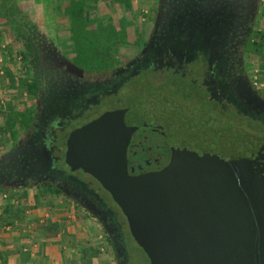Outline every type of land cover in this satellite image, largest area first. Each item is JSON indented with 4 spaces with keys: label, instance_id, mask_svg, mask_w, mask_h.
Returning <instances> with one entry per match:
<instances>
[{
    "label": "flooded vegetation",
    "instance_id": "obj_1",
    "mask_svg": "<svg viewBox=\"0 0 264 264\" xmlns=\"http://www.w3.org/2000/svg\"><path fill=\"white\" fill-rule=\"evenodd\" d=\"M158 1L147 38L102 69L79 64L62 41L56 45L23 25L21 60L37 93L28 102L29 128L0 156V194L55 193L52 197L93 219L117 264H141L136 256L142 250L111 196L94 178L65 165L73 132L103 114L134 110L153 95L251 136L264 132V107L248 96L256 90L248 61L264 0ZM139 91L144 95L137 97ZM170 159L161 130L140 128L131 135L126 150L130 177L158 173Z\"/></svg>",
    "mask_w": 264,
    "mask_h": 264
},
{
    "label": "water",
    "instance_id": "obj_2",
    "mask_svg": "<svg viewBox=\"0 0 264 264\" xmlns=\"http://www.w3.org/2000/svg\"><path fill=\"white\" fill-rule=\"evenodd\" d=\"M140 128L161 130L171 159L130 177L126 150ZM65 165L111 196L150 264H264V138L153 95L73 132Z\"/></svg>",
    "mask_w": 264,
    "mask_h": 264
},
{
    "label": "crops",
    "instance_id": "obj_3",
    "mask_svg": "<svg viewBox=\"0 0 264 264\" xmlns=\"http://www.w3.org/2000/svg\"><path fill=\"white\" fill-rule=\"evenodd\" d=\"M259 33L264 35V29ZM260 60L264 75V52ZM10 61L11 54L0 40V114L3 117H8L12 110L24 112L15 108L18 101L23 107L28 105L25 95L19 100L12 97L11 79H4L7 71L12 72ZM39 194L20 191L9 200L10 193L0 194V215L3 204L23 206L25 211L21 222L9 226L0 222V264H115L104 233L91 217L79 214L67 201L52 196L40 198ZM52 198L54 202L44 206L38 202Z\"/></svg>",
    "mask_w": 264,
    "mask_h": 264
},
{
    "label": "trees",
    "instance_id": "obj_4",
    "mask_svg": "<svg viewBox=\"0 0 264 264\" xmlns=\"http://www.w3.org/2000/svg\"><path fill=\"white\" fill-rule=\"evenodd\" d=\"M132 4V0H57L58 16L67 18L64 28L67 36L63 44L71 54L73 52L72 55L77 58L78 63L102 69L111 65L114 57L120 52L127 55L126 52L122 53V49L139 45L142 36L136 24L138 13L134 11ZM119 10L127 15L123 21L119 18ZM18 15L19 11L14 6L0 5V18L6 20V26L13 27L17 42L23 40V30L19 25ZM263 52L264 35L259 33L251 54L261 58ZM11 75L12 73L7 71L4 79H11ZM6 87L9 88V85L6 84ZM16 88L20 90V97L25 95L27 101L35 98L37 93L30 79H17ZM23 111L12 110L8 117L0 114V147L16 143L29 128L32 110L27 105ZM39 193L40 198L55 195L49 190H42ZM1 208L0 222L8 226L21 222L24 218L23 206L3 204Z\"/></svg>",
    "mask_w": 264,
    "mask_h": 264
},
{
    "label": "rangeland",
    "instance_id": "obj_5",
    "mask_svg": "<svg viewBox=\"0 0 264 264\" xmlns=\"http://www.w3.org/2000/svg\"><path fill=\"white\" fill-rule=\"evenodd\" d=\"M156 1L158 0H132L133 9L136 13H138L136 24L138 28L140 29L142 38L144 39L147 38V35L150 30L151 13L154 11ZM3 4L5 5L7 4L8 7L14 6L16 9H18L19 11L18 21H19V25H21L22 27L23 25L32 27L33 29L43 34V36L46 39L53 41L56 45L58 44L59 41H62V43L66 42L65 41L66 39L64 38H66L65 36H67V33L65 32L64 28L66 27L67 18L58 16L59 14H57L58 10H56L55 0H0V5H3ZM118 13H119V18L121 19V21H123L127 17V15H124L123 11L119 10ZM263 20L261 19L259 27H258V30L260 31L264 29ZM5 22H6L5 19L0 18V40L2 41L4 45H6L7 51H9L11 54L10 63L12 65L11 67L12 77H11L10 82L13 85L12 88H14L13 90L14 92L11 93V95L12 97L14 96L16 100H19L21 93H20V90L16 88L17 79H29V72H28L27 67L23 64V61L20 60L23 54L21 52L22 47L15 39V36L13 33V27L6 26ZM131 49H134V48L131 46H127L126 49H122L121 51L122 53L126 52L128 56L133 51ZM73 58L77 59L76 57H73ZM259 60L260 58L258 59L257 57H254L251 54L248 63L250 64V71H252V76L255 75V73H257L260 85L264 86V75L259 66V63H260ZM254 88L256 90L251 91V92L255 94V98L257 102L263 105L264 100L262 99L263 100L262 101L261 97L264 98V87L263 88L254 87ZM139 93H137V97H141L142 95H144V91H139ZM14 106L20 111H23L24 109L22 102H19V101L16 102ZM249 133L254 136H258V135L264 136V132L263 133L249 132ZM9 147L10 145H6L3 148L0 147V156H3ZM35 192L30 191V194H35ZM19 193L20 191L10 192L12 196L9 195L8 200L12 199L13 195L15 194L18 195ZM49 201L54 202V198L50 200H44V201L42 200L38 202L39 203L42 202L43 203L42 205L44 206ZM78 213L81 214V212H78ZM110 256H111L112 263H114V254L112 250H110ZM136 257L139 258V260H141V264H147L146 256L143 254L142 251H137Z\"/></svg>",
    "mask_w": 264,
    "mask_h": 264
},
{
    "label": "built area",
    "instance_id": "obj_6",
    "mask_svg": "<svg viewBox=\"0 0 264 264\" xmlns=\"http://www.w3.org/2000/svg\"><path fill=\"white\" fill-rule=\"evenodd\" d=\"M20 60H21V58H20ZM253 83H254L255 87H257V88H263L264 87L263 85H260L257 73H255V75H253Z\"/></svg>",
    "mask_w": 264,
    "mask_h": 264
}]
</instances>
